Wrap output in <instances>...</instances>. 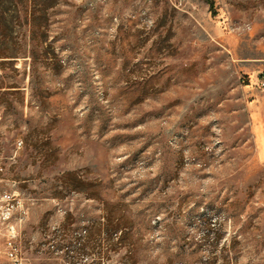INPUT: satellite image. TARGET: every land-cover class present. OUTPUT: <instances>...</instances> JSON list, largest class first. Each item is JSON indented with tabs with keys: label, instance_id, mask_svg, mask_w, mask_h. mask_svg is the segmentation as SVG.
<instances>
[{
	"label": "rangeland",
	"instance_id": "374dc122",
	"mask_svg": "<svg viewBox=\"0 0 264 264\" xmlns=\"http://www.w3.org/2000/svg\"><path fill=\"white\" fill-rule=\"evenodd\" d=\"M11 227L22 264H264V0H0Z\"/></svg>",
	"mask_w": 264,
	"mask_h": 264
},
{
	"label": "built area",
	"instance_id": "2783aa9c",
	"mask_svg": "<svg viewBox=\"0 0 264 264\" xmlns=\"http://www.w3.org/2000/svg\"><path fill=\"white\" fill-rule=\"evenodd\" d=\"M14 228H10V235L3 244L0 246V255L4 254L12 264H22V258L19 255L18 247L15 243V232Z\"/></svg>",
	"mask_w": 264,
	"mask_h": 264
},
{
	"label": "trees",
	"instance_id": "16d2710c",
	"mask_svg": "<svg viewBox=\"0 0 264 264\" xmlns=\"http://www.w3.org/2000/svg\"><path fill=\"white\" fill-rule=\"evenodd\" d=\"M27 2H33L34 0H26ZM47 1H53V0H47ZM47 7V6H46ZM36 11V9H34ZM28 16V15H27ZM29 17V16H28ZM36 20V17L34 14L30 15V21ZM164 264H171V263H164Z\"/></svg>",
	"mask_w": 264,
	"mask_h": 264
}]
</instances>
